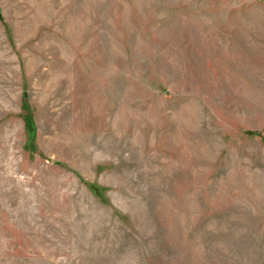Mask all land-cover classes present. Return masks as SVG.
Masks as SVG:
<instances>
[{
    "label": "rangeland",
    "instance_id": "obj_1",
    "mask_svg": "<svg viewBox=\"0 0 264 264\" xmlns=\"http://www.w3.org/2000/svg\"><path fill=\"white\" fill-rule=\"evenodd\" d=\"M0 264H264V0H0Z\"/></svg>",
    "mask_w": 264,
    "mask_h": 264
}]
</instances>
